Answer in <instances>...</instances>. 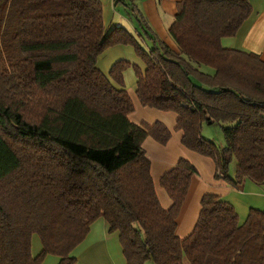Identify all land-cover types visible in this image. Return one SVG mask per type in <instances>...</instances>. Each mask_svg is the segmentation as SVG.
Wrapping results in <instances>:
<instances>
[{
	"label": "trees",
	"instance_id": "trees-1",
	"mask_svg": "<svg viewBox=\"0 0 264 264\" xmlns=\"http://www.w3.org/2000/svg\"><path fill=\"white\" fill-rule=\"evenodd\" d=\"M135 1V0H133ZM132 1L140 30L106 27L100 0H0V264H76L92 224L120 234L127 264H264V211L242 223L234 206L205 194L193 232L177 219L195 168L182 159L157 196L147 138L166 145L163 123L131 122L125 82L132 68L144 107L173 112L183 145L216 164V179L264 186V60L227 48L253 15L250 0H181L171 49ZM132 46L145 69L100 56ZM220 126L225 144L203 135ZM235 160V175L230 164ZM38 235L42 252L32 255Z\"/></svg>",
	"mask_w": 264,
	"mask_h": 264
},
{
	"label": "crops",
	"instance_id": "crops-1",
	"mask_svg": "<svg viewBox=\"0 0 264 264\" xmlns=\"http://www.w3.org/2000/svg\"><path fill=\"white\" fill-rule=\"evenodd\" d=\"M103 4V16L106 27L125 26L134 34L140 30L137 19L130 8L133 0H100ZM181 0H135V5L142 12L155 34L171 49L177 51L175 43L169 35V28L173 24ZM253 15L243 25L236 37L225 39L223 45L227 48L255 53L264 60V0H250ZM121 60L145 69L143 62L137 59L129 46H115L106 50L99 58L98 66L104 74H109L112 66ZM125 82L128 93L134 105V111L129 116L131 122L154 124L163 123L172 131V138L162 145L152 138H147L143 149L151 161V175L155 190L163 208L168 209L172 200L166 190L161 187L162 176L173 169L182 159L188 161L194 168L189 192L177 219V235L188 237L194 230L201 212V200L205 194L215 193L231 203L243 223L252 209L264 211V188L246 181L241 190L231 188L227 182L216 179V164L210 157H206L187 149L183 143V132L176 130L178 116L173 112L144 107L136 94L137 77L134 69L125 72ZM207 128H203V135L210 137ZM235 175V170L232 173ZM32 255L38 257L42 252V243L38 235L32 237ZM72 256L76 264H127L120 242V234L111 232L105 219L95 221L87 235ZM60 258L46 256L43 264H59Z\"/></svg>",
	"mask_w": 264,
	"mask_h": 264
},
{
	"label": "rangeland",
	"instance_id": "rangeland-1",
	"mask_svg": "<svg viewBox=\"0 0 264 264\" xmlns=\"http://www.w3.org/2000/svg\"><path fill=\"white\" fill-rule=\"evenodd\" d=\"M129 47H131V49L135 53V56L140 61V58L138 57L135 49L132 46H129ZM206 131H208V133L210 134L209 138L214 140L215 144H217L218 146H223L225 144L224 135H223V132H222L220 126H217V125L211 126V127L207 128ZM230 170H231V173H233L235 170V160L234 159L232 160V162L230 164ZM257 187L264 188V186H257ZM49 256H52V255H49Z\"/></svg>",
	"mask_w": 264,
	"mask_h": 264
}]
</instances>
